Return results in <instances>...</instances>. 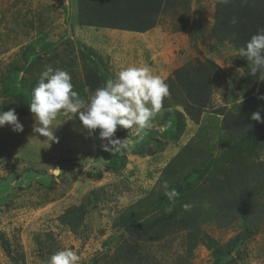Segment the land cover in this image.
I'll return each mask as SVG.
<instances>
[{
  "label": "rangeland",
  "instance_id": "1",
  "mask_svg": "<svg viewBox=\"0 0 264 264\" xmlns=\"http://www.w3.org/2000/svg\"><path fill=\"white\" fill-rule=\"evenodd\" d=\"M215 14V0H166L156 28L138 33L80 25L76 0H0V111L15 109L23 125V132L8 124L0 127V264H48L65 248L80 255V264H94L118 242L114 219L119 211L157 186L164 167L187 142L217 144L222 116L215 109L243 99L249 64L229 40L215 35ZM195 59L212 60L218 67L212 104L199 123L187 118L179 136L164 119L179 106L163 107L144 139L119 153L105 151L107 141L99 130L90 133L71 112L62 110L53 121L58 142L33 131L36 121L28 104L46 65L68 71L74 90L87 101L93 94L90 70L104 86L127 67L147 66L164 79L163 71L171 76ZM116 136L137 139L138 133L127 129ZM252 157H264V149ZM92 189L100 198L80 234H74L59 215ZM199 227L211 240L195 248L192 264H264V216L257 231L245 237L242 221L218 227L207 220ZM186 247L185 233L155 246L158 263L172 264Z\"/></svg>",
  "mask_w": 264,
  "mask_h": 264
},
{
  "label": "trees",
  "instance_id": "2",
  "mask_svg": "<svg viewBox=\"0 0 264 264\" xmlns=\"http://www.w3.org/2000/svg\"><path fill=\"white\" fill-rule=\"evenodd\" d=\"M70 1L61 0V3ZM76 1L80 25L134 32L156 27L166 2ZM215 1L213 31L238 50L246 46L258 28L264 27V0H247L246 3L232 0L227 5ZM233 18L237 21L235 25L231 23ZM217 72L218 67L212 60L195 59L177 67L165 80L171 95L165 99L164 108H182L164 117L174 124L178 136L185 130L187 118L199 123L211 107L213 78ZM87 73L88 89L94 93L102 86L103 79L95 71ZM262 78L260 73L252 76L247 65L241 86L243 99L231 107L215 109L222 116V133L217 144L213 147L197 139L187 142L164 167L157 186L119 211L114 219V226L120 231L118 242L111 254L105 253L101 259L95 257L94 264H162L158 263L161 256L155 246L166 245L179 233H185L187 247L185 254L179 255L172 264H192L195 248L211 240L199 227L207 220L218 227L242 221L243 236L257 231V224L264 216V159L252 156L264 149V123L253 121L251 115L259 111L264 120V100L257 98L264 94ZM32 86L33 90L36 83ZM164 181L180 193L174 205L163 194ZM99 198L98 190L92 189L79 204L59 215L60 222L74 234H80L88 212ZM185 203L194 205L191 211L183 210Z\"/></svg>",
  "mask_w": 264,
  "mask_h": 264
},
{
  "label": "clouds",
  "instance_id": "3",
  "mask_svg": "<svg viewBox=\"0 0 264 264\" xmlns=\"http://www.w3.org/2000/svg\"><path fill=\"white\" fill-rule=\"evenodd\" d=\"M218 2L227 5L232 0ZM242 2L246 3L247 0ZM236 22V18L231 21L233 25ZM239 51L250 65V74L256 76L260 73L261 77H264V27L258 28L256 34L252 35L246 46ZM260 80L264 81V78ZM170 95L169 84L159 75L152 74L147 66H131L121 70L115 79L107 80L106 84L98 87L86 101L74 90L68 71L46 65L32 90L28 106L36 121L33 131L48 140L58 142L53 132V121L63 110L78 114L79 121L90 133L98 129L100 139L107 141L102 145L105 151L119 153L122 149L132 150L138 141L144 139L147 130L152 127L153 119L161 113L164 101ZM257 98L264 100V94ZM251 119L264 123L259 111L252 113ZM5 124L11 125L13 131L23 132V125L15 109L0 111V127ZM121 129H135L138 138L117 137L116 133ZM161 187L164 196L174 205L180 198V193L170 188L168 181H164ZM193 207L191 203L182 205L186 212L191 211ZM80 260L81 257L76 251L65 248L54 253L48 264H80Z\"/></svg>",
  "mask_w": 264,
  "mask_h": 264
},
{
  "label": "crops",
  "instance_id": "4",
  "mask_svg": "<svg viewBox=\"0 0 264 264\" xmlns=\"http://www.w3.org/2000/svg\"><path fill=\"white\" fill-rule=\"evenodd\" d=\"M154 28H156V27H154ZM154 28H152V29H154ZM152 29H150V30H152ZM150 30H148V31H150ZM138 33H144V32H138ZM162 74H164V76H165L164 80H166L170 76V73H168L167 71H163Z\"/></svg>",
  "mask_w": 264,
  "mask_h": 264
}]
</instances>
